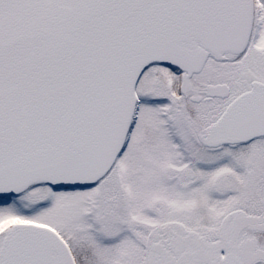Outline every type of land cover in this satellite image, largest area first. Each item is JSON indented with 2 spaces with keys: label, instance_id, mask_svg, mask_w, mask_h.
<instances>
[{
  "label": "snow or ice",
  "instance_id": "6c2138e0",
  "mask_svg": "<svg viewBox=\"0 0 264 264\" xmlns=\"http://www.w3.org/2000/svg\"><path fill=\"white\" fill-rule=\"evenodd\" d=\"M0 264H264V0H0Z\"/></svg>",
  "mask_w": 264,
  "mask_h": 264
}]
</instances>
